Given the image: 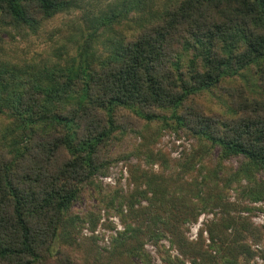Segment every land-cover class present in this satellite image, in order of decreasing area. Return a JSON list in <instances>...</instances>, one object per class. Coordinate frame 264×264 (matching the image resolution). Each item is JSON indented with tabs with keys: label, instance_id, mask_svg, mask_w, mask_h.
<instances>
[{
	"label": "trees",
	"instance_id": "obj_1",
	"mask_svg": "<svg viewBox=\"0 0 264 264\" xmlns=\"http://www.w3.org/2000/svg\"><path fill=\"white\" fill-rule=\"evenodd\" d=\"M70 1L0 0V17L35 26ZM126 15L112 11L96 32ZM143 15L102 65L79 62L61 79L47 74L49 84L37 74L0 71V113L12 118L0 136V264H77L53 249L56 236L67 237L80 219L71 213L73 202L91 192L112 205L118 189L102 187L98 176L129 157L122 148L129 133L154 122L181 128L208 149L217 146L219 170L232 156L238 164L215 195L197 192L193 199L184 194L189 189L178 194L179 183L172 188L166 175L154 172L139 189L138 164L128 162L135 190L148 199L143 210L162 206L164 216L149 217L172 231L171 242L191 264H237L246 249L235 232L240 221L230 213L239 203L221 192L231 187L237 198L264 202V178L257 177L264 170V0H170ZM217 88L225 90L220 109L204 100ZM73 95L80 100L64 103ZM140 170L142 177L152 173ZM122 197L130 214L141 213L131 196ZM214 203L222 214L206 228L208 251L187 240L181 227ZM157 228L150 231L159 238L164 233Z\"/></svg>",
	"mask_w": 264,
	"mask_h": 264
},
{
	"label": "rangeland",
	"instance_id": "obj_2",
	"mask_svg": "<svg viewBox=\"0 0 264 264\" xmlns=\"http://www.w3.org/2000/svg\"><path fill=\"white\" fill-rule=\"evenodd\" d=\"M168 2L170 0H133L132 4L129 0H71L68 7L42 19L35 26L16 24L0 17V71L37 74L40 83L49 84L47 74L61 79L79 62L90 60L93 66L102 65L113 54L116 44L141 25L144 13L147 12V16L157 13ZM112 11L127 12V15L96 32L101 18ZM224 91L217 88L213 92H205L206 104L222 108L225 105ZM80 98L73 95L62 99L64 103H73ZM9 123H12V118L0 113V136ZM129 134V141L122 144L129 157L115 159L106 172L98 176L102 187L118 189L112 205L100 202L91 192L75 200L71 213L80 219L69 227L67 237L61 233L56 236L55 254L64 259L70 258L77 264H191L190 257L183 255L177 244L171 242L172 231L163 224L155 225L149 217L151 213L164 216L166 212L161 209L162 206L156 203L151 212L150 209L149 212L143 210L148 205V199L135 190L136 183L132 180L129 163L138 164L139 189L148 187V177L154 172L166 175L172 188L179 186L181 191L178 190V194L189 189L184 193L186 197L196 199L197 192L215 195L220 191L223 181L236 168L238 158L232 156L223 160L224 169L219 170L217 146L208 149V144L196 141L181 128L161 122H154ZM6 135L12 141L13 136L10 133ZM133 144L138 145L136 150H133ZM140 169L152 173L142 177ZM219 171L221 175H218ZM257 177L264 178V170L257 172ZM221 193L226 196L225 200L239 203L230 210L231 215L240 221L238 231H235L237 238L246 245V249L237 255V264H264V202L237 198V192L231 187ZM119 194L131 196L135 202L133 208H140L141 213L135 210L136 214H130L125 197L121 198ZM150 194L151 191L147 192L148 196ZM121 203L123 211L118 212L117 206ZM221 214L220 205L214 203L200 211L196 220L182 221L185 238L190 242H201L202 247L210 251L206 228L211 221H219ZM156 227L164 233L159 238L151 232Z\"/></svg>",
	"mask_w": 264,
	"mask_h": 264
}]
</instances>
